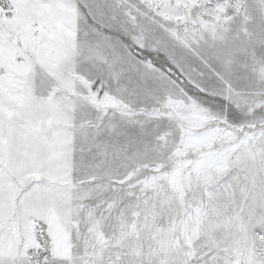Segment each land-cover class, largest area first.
I'll return each mask as SVG.
<instances>
[{"label":"snow or ice","instance_id":"obj_1","mask_svg":"<svg viewBox=\"0 0 264 264\" xmlns=\"http://www.w3.org/2000/svg\"><path fill=\"white\" fill-rule=\"evenodd\" d=\"M0 264H264V0H0Z\"/></svg>","mask_w":264,"mask_h":264}]
</instances>
